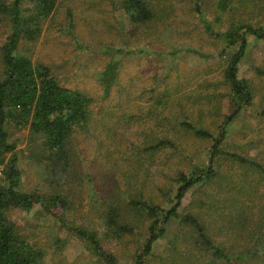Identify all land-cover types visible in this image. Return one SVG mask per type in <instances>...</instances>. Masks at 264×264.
<instances>
[{"label": "rangeland", "instance_id": "obj_1", "mask_svg": "<svg viewBox=\"0 0 264 264\" xmlns=\"http://www.w3.org/2000/svg\"><path fill=\"white\" fill-rule=\"evenodd\" d=\"M149 1L165 13L152 23L134 26L119 7L120 0H59L41 38L20 46L35 64L51 67L62 85L82 90L94 100L89 126L74 138L86 185L83 190L73 188V194L63 190L71 209L66 220L96 231L104 247L122 264L132 262L130 256L137 252L142 233L136 230L122 242L113 239L107 244L102 219L106 196L124 193L127 184H134L145 199L159 197L161 188L173 189L172 195L178 172L189 176L193 166L209 163L213 138H198L184 125L217 136L225 118L241 103L233 100L224 78L236 51L229 46V33L264 29V0H230L226 12L220 8L222 0H201L198 10L195 0ZM9 33L8 24L1 23L0 46ZM247 37L239 79L248 82L252 94L242 103L238 117L226 126L223 152L254 158L264 167V40ZM111 63L118 66V78L108 87L103 74ZM8 129L10 143L16 145L21 160L22 189L40 192L47 202L60 191L45 185L44 167L31 160L29 131ZM162 140L170 142L169 146L152 156L147 154L146 148ZM218 163L223 184L192 189L179 211L198 210L213 239L231 257L245 253L242 264H264V234L246 236L264 212V176L230 158H220ZM132 176L137 180L131 181L128 177ZM235 195L240 196L236 198L248 214L241 232L230 230L231 221L238 219ZM176 230L184 227L172 225L156 243L147 264H180L181 256L172 253ZM21 231L47 251L46 264L61 260L65 264H103L51 214L27 217ZM255 251H259L258 257L250 253ZM193 253L198 255V250ZM201 262L229 264L207 257Z\"/></svg>", "mask_w": 264, "mask_h": 264}, {"label": "trees", "instance_id": "obj_2", "mask_svg": "<svg viewBox=\"0 0 264 264\" xmlns=\"http://www.w3.org/2000/svg\"><path fill=\"white\" fill-rule=\"evenodd\" d=\"M195 1L198 10L201 0ZM229 2L222 0L220 3L223 12L228 10ZM58 3L59 0H0V24L7 23L10 30L5 43L0 46V264H46L47 251L31 243L21 231L27 217L45 214H51L61 222L103 264H122L117 255L104 247L96 231L68 224L66 220V213L71 210L67 194H73V188L83 190L86 185L87 179L74 138L79 130L89 126L94 100L82 90L62 85L51 67L35 64L20 47L22 42L36 43L41 38L46 23L57 11ZM119 3L125 18L134 26L152 23L165 13L159 12L149 0H120ZM247 35L264 40V29L258 31L247 28L242 35L237 31L229 33L232 40L229 46H235L236 51L224 73L225 81L231 86L233 100L239 99L241 103L225 118L216 137L210 131L196 129L191 124L184 125L198 138H213L209 163L193 166L189 176L178 172L174 178L172 195L173 189L167 191L168 188H161L159 197L145 199L144 193H138L134 184H127L124 193L121 191L120 194L116 192V195L106 196L102 219L107 244L113 239L122 242L127 236L136 234V230L142 233V241L138 243L137 252L130 256L132 262L129 264L150 262L155 254L156 243L167 235L174 224L184 227L182 231L173 232L172 253L181 256L180 264H203V257L229 264H242L244 261L243 251L237 257H231L227 248L213 239L198 210L188 214L180 213L179 210L192 189H202L212 183L223 184L220 182L223 178L218 163L220 158H230L264 176V167L254 158L223 152L226 126L238 117L243 110L242 103L252 94L248 82L239 79L238 66L248 48ZM117 78L118 66L111 63L104 71L103 79L110 87ZM11 126L29 131L31 160L44 167L45 185L60 191V194L49 197L47 202L40 192L22 189L21 160L16 145L10 143L8 128ZM107 133L111 135L110 131ZM169 143L162 140L145 150H149L147 154L152 156L169 146ZM144 165L147 166L146 163ZM128 178L132 181L138 177ZM234 197L238 219L231 221L230 230L241 232L246 228L248 214L241 207L242 202L236 198L240 196ZM165 204L169 205L168 208H165ZM259 233L264 234L263 211L255 228L250 232L247 229L246 236L253 238ZM194 249L198 250V255H194ZM250 253L254 257L259 256V251ZM262 254L264 256V252ZM57 264L65 262L61 260Z\"/></svg>", "mask_w": 264, "mask_h": 264}, {"label": "built area", "instance_id": "obj_3", "mask_svg": "<svg viewBox=\"0 0 264 264\" xmlns=\"http://www.w3.org/2000/svg\"><path fill=\"white\" fill-rule=\"evenodd\" d=\"M0 174H1V172H0Z\"/></svg>", "mask_w": 264, "mask_h": 264}]
</instances>
